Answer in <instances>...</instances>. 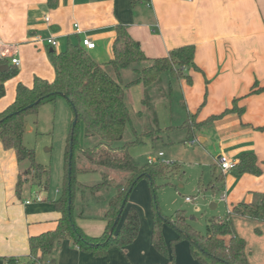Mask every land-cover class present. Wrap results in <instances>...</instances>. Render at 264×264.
<instances>
[{
  "label": "crops",
  "instance_id": "crops-1",
  "mask_svg": "<svg viewBox=\"0 0 264 264\" xmlns=\"http://www.w3.org/2000/svg\"><path fill=\"white\" fill-rule=\"evenodd\" d=\"M119 24L127 27L152 59L166 57L171 50L185 45H195L194 61L199 71L190 68L187 73L192 84L182 79L177 87L186 109L184 122L190 116L202 122L220 115L233 108L235 99L238 110L210 122L186 141L190 145V141L197 140L204 147H213L218 153L216 165L221 155L237 162L244 153L256 155L262 170L260 176L231 171L215 179V188L222 184L221 201L228 203L229 211L252 198L251 194L264 193V93L247 96L256 82L264 86V0H0V37L20 46L22 69L15 79V98L23 74L32 76V81L22 83L27 87L33 86L35 77L49 81L55 78L49 62L53 49L62 52L69 44L90 37L96 43L94 50H88L90 55L100 64L108 62L109 59L100 60L104 49L106 56L112 58ZM49 38L58 39L59 46L47 44ZM10 93L7 90L9 100L1 111L15 100ZM170 122L172 127L173 120ZM27 166L29 162H19L15 150L0 147V264H8L10 257H31L30 238L55 230L61 218L54 204L60 197L50 199L48 191L29 178L26 180ZM21 178L25 183L19 194ZM82 184L85 186L78 193L84 199L91 185ZM36 195L42 200H36ZM28 200L33 202L27 204ZM74 203L76 223L83 232L94 238L104 235L107 210L101 216H90L84 210L77 211L76 196ZM129 206L130 200L122 222ZM79 214L82 216L78 217ZM153 226L154 219L145 237L141 236V226L130 245L110 249L102 257L83 252L72 240L65 239L54 252L58 254L57 264H165L166 260L179 264L180 257L195 264L184 251L176 250L177 256L171 255L174 239L169 245L165 237L168 224L163 225V231L169 258L157 251L152 239ZM249 253L253 254V250ZM51 258L52 255L48 256L43 263L56 264Z\"/></svg>",
  "mask_w": 264,
  "mask_h": 264
},
{
  "label": "trees",
  "instance_id": "trees-1",
  "mask_svg": "<svg viewBox=\"0 0 264 264\" xmlns=\"http://www.w3.org/2000/svg\"><path fill=\"white\" fill-rule=\"evenodd\" d=\"M115 30L112 58L108 62L98 63L81 43L69 44L62 52L53 49L49 55L55 78L49 81L35 77L32 87L19 83L14 102L4 111H0V147L15 150L19 162H29V167L24 173L26 180L28 178L31 180L30 168L34 171H42V175L34 176L38 180L34 183L45 191L50 189V169L38 164L35 150L24 145L26 119L31 114H37L41 105L55 101L59 97L69 102L74 117L76 115L78 117L76 126L72 127L67 146L64 192L54 202L61 214L58 226L55 230L30 238L31 257H10L8 264L43 263L48 256L58 250L65 239L72 240L83 252L102 257L110 249L130 245L139 234L141 220L136 208L129 206L125 221L122 222L131 194L143 178L151 181V187L156 192L158 186L155 179L162 177L158 174L163 173L166 165L149 163L141 166L130 154L129 150L132 147L143 143L125 137L131 122L130 109L125 100L126 90L142 85L144 92L142 105L145 108H152L150 90L153 86L160 87L164 76L169 79V96H172L173 85L182 79L192 84V77L187 71L190 68L199 71V68L194 61L195 45H185L171 50L166 57L152 59L146 56L140 43L132 38L125 25L119 24ZM2 65H8L9 68L4 72L0 71V100L6 95V82L19 74V68L8 61L0 59V66ZM129 69L135 75L130 81L124 76V71ZM261 93H264V86L256 82L247 96ZM237 101L238 99L233 101V108H228L222 114L212 116L206 121L197 122L195 116H190L191 123L187 120L181 127L187 130V137L191 139L197 130L210 122L237 111ZM80 122L84 125L85 145L79 144L76 138ZM170 129L172 127L160 130L161 135L158 136V140H155L157 138L155 134L147 131L138 138L159 141V138H163V133H166L165 130ZM239 159L238 166L234 170L238 174L255 176L262 174L254 153H244ZM79 160L82 162L80 163ZM100 170L105 174L103 182L87 188L90 192H94L102 188L115 187V193L109 201L104 216L107 222L106 232L94 238L87 236L77 225L74 199L78 185L83 188L85 186L78 181L77 175L97 173ZM106 171H119L124 174V179L113 185L112 181L115 180L108 179ZM43 178L45 181H42ZM219 179L220 182L223 181L222 178ZM24 181L25 179L22 178L19 181L17 190L19 194ZM251 196H256L257 199L253 201L249 197L233 206L227 217L213 218L208 225L207 234H203L189 224L184 210H178L171 218L163 216L155 200L152 235L155 249L162 254H168L163 234V225L168 224L178 232L177 241L187 240L190 243L192 255L199 264H254L247 253V242L236 231L234 223L235 216L264 222V193H253ZM121 212L119 223L115 225ZM81 216L82 214L78 215ZM255 230L260 234V230Z\"/></svg>",
  "mask_w": 264,
  "mask_h": 264
},
{
  "label": "rangeland",
  "instance_id": "rangeland-1",
  "mask_svg": "<svg viewBox=\"0 0 264 264\" xmlns=\"http://www.w3.org/2000/svg\"><path fill=\"white\" fill-rule=\"evenodd\" d=\"M103 53V59L100 62L110 60V55L109 57L106 56L105 49ZM18 68L21 70L22 64ZM124 76L128 81L135 78L130 69L124 71ZM21 78L23 82L32 81V76L28 77L27 74H23ZM15 79L16 77L5 84L6 94L7 90L10 89L13 98H15L16 91V87H14ZM168 81V77L164 76L160 87L153 86L151 88L150 107L152 108H145L142 105L144 92L141 87L138 88V85L128 88L125 93L126 104L131 115V122L128 125L125 137L136 139L137 143H143L132 147L129 150L130 154L141 166H146L149 164L150 159H154L155 164L160 163L158 155L163 153V163L160 164L168 166L163 168L162 174H158L162 177L155 179L158 186L156 192L151 187V181L148 178H143L131 194L130 203L140 215L142 237L149 234L151 230L156 210L155 200L158 202L161 214L165 217H174L178 210H184L189 224L203 234H207L208 225L213 218H225L229 212L228 203L221 201L222 184H218L219 188L214 187L215 184L217 185L215 182L216 177L223 175L215 163L218 153L212 150L213 147H204L201 143L188 144L189 142L186 141L187 130L181 127L184 120L187 119H184L186 115L183 111H186V109L182 101L183 96L177 88L178 83L174 84V94L169 96ZM8 97L9 94L0 100V111L2 105L9 100ZM2 100L4 101L1 102ZM74 119V112L69 102L63 97L41 105L37 114H31L26 119L27 129L23 142L26 147L35 150L36 162L50 169V189L48 191L50 199H57L64 192L66 152ZM170 120H173V129L165 130L166 133H163V138H159V141H154L151 138H138L143 132L147 131L155 134L157 137L155 140H158V136L161 135L160 130L171 127ZM189 123H191L190 120ZM76 135L79 144L85 145L82 122L78 126ZM79 161L82 162V160ZM29 171L33 182H38L34 178L35 175L43 174L42 171H34L31 168ZM106 173L108 179L115 180L112 181L113 185L124 179V174L119 171H106ZM104 175L103 171L100 170L97 173L78 174L77 179L82 183L93 186L103 182ZM42 181H45V178ZM81 189L83 187L78 185L76 192L77 211L79 209L80 212L84 210L90 216H101L108 209L109 201L115 193V187L102 188L99 191L87 193V196L82 199L78 193ZM251 199L255 201L257 198L253 196ZM212 204H216L218 207L214 209ZM76 219H78L77 216ZM234 223L236 231L247 242V253L251 261L254 264H264V222L235 216ZM168 228L165 237L169 240V245L170 241L174 239L171 242L173 249L171 255L176 254L177 256L176 250L184 251L195 264H198L191 253L190 243L187 240L177 241L178 232L171 226H168ZM255 229L260 230V234ZM141 241L144 243V240ZM251 250H253V254L249 253ZM162 255L169 258L168 254ZM53 259L56 264L59 263L57 253L52 254L51 260ZM167 261L165 264H173V261ZM179 261V264H193L190 261L182 260L181 257Z\"/></svg>",
  "mask_w": 264,
  "mask_h": 264
},
{
  "label": "built area",
  "instance_id": "built-area-1",
  "mask_svg": "<svg viewBox=\"0 0 264 264\" xmlns=\"http://www.w3.org/2000/svg\"><path fill=\"white\" fill-rule=\"evenodd\" d=\"M46 21L47 22L50 21L49 17H46ZM77 31L78 33H82V31H80L79 29ZM81 43L82 46L89 51L94 50L96 48V43L92 41L90 37H84ZM47 44H49L51 47L56 48L59 46L60 41L56 38H49L47 39ZM0 59L8 61L11 65L17 68L20 67L22 63L20 57V46L18 44L7 43L0 37ZM197 143H198L197 140L190 141V145H195ZM163 156H164L163 153H160L158 155V158L161 161L160 163H163L162 161ZM155 162L156 161L154 159L149 160L150 164H154ZM217 165L220 171L223 173V175H226L227 173L234 171L237 168L238 162L232 160L228 155H221L217 159ZM35 199L38 201L42 200L38 195L35 196ZM223 199L225 200L224 197ZM32 202L33 200H28L26 203L31 204ZM38 264H43V263H38Z\"/></svg>",
  "mask_w": 264,
  "mask_h": 264
},
{
  "label": "water",
  "instance_id": "water-1",
  "mask_svg": "<svg viewBox=\"0 0 264 264\" xmlns=\"http://www.w3.org/2000/svg\"><path fill=\"white\" fill-rule=\"evenodd\" d=\"M8 65H2V66H0V71L1 72H4V71H6V70H8ZM30 107H32V106H30ZM77 122H78V117H77V115L75 116V119H74V123H73V127H75L76 126V124H77ZM29 128V127H28ZM30 129V128H29ZM70 174H71V167H70ZM70 204L72 203V198L70 197ZM212 207L215 209V205L213 206L212 205ZM121 215H122V212L120 213V215H119V217L117 218V220H116V222H115V225H117L118 223H119V220H120V218H121Z\"/></svg>",
  "mask_w": 264,
  "mask_h": 264
},
{
  "label": "bare ground",
  "instance_id": "bare-ground-1",
  "mask_svg": "<svg viewBox=\"0 0 264 264\" xmlns=\"http://www.w3.org/2000/svg\"><path fill=\"white\" fill-rule=\"evenodd\" d=\"M87 50V49H86Z\"/></svg>",
  "mask_w": 264,
  "mask_h": 264
}]
</instances>
